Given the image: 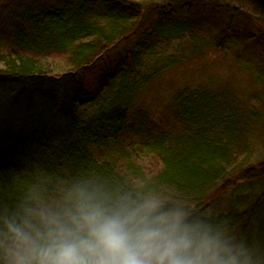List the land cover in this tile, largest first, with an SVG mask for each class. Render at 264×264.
Returning <instances> with one entry per match:
<instances>
[{"label": "trees", "instance_id": "obj_1", "mask_svg": "<svg viewBox=\"0 0 264 264\" xmlns=\"http://www.w3.org/2000/svg\"><path fill=\"white\" fill-rule=\"evenodd\" d=\"M240 1L31 0L9 12L0 209L37 182L156 188L264 250V146L235 159L259 126L242 104L255 91L198 77L154 102L171 72L205 74L195 58L207 50L230 56L253 84L264 80V0H242L263 14L259 24Z\"/></svg>", "mask_w": 264, "mask_h": 264}, {"label": "clouds", "instance_id": "obj_2", "mask_svg": "<svg viewBox=\"0 0 264 264\" xmlns=\"http://www.w3.org/2000/svg\"><path fill=\"white\" fill-rule=\"evenodd\" d=\"M0 264H264V250L160 189L75 178L0 209Z\"/></svg>", "mask_w": 264, "mask_h": 264}, {"label": "rangeland", "instance_id": "obj_3", "mask_svg": "<svg viewBox=\"0 0 264 264\" xmlns=\"http://www.w3.org/2000/svg\"><path fill=\"white\" fill-rule=\"evenodd\" d=\"M36 2H46V1H54V0H33ZM143 1V0H141ZM147 1V0H145ZM31 0H0V35L3 37H8L10 30L7 29L8 22L6 21V17L8 16V13L17 10L20 5H30ZM240 4L247 9V11L254 15L252 16L253 22L256 24H259V21L261 22V18L263 17V14L256 15L253 10V7L250 6L247 1H240ZM185 9V8H184ZM191 13H193V10H190ZM181 13H184V10L181 11ZM203 17V16H201ZM254 17V18H253ZM258 19V21H257ZM261 25V24H260ZM216 24L214 22L209 25V26H203L199 28L200 33L206 35L207 33H211L215 30ZM263 26V25H262ZM264 29V26H263ZM4 34H7L4 36ZM5 43H7L6 39L4 42L0 43V50L2 52H5L7 48L5 46ZM216 51L213 50H207L204 54L196 57V63H203L204 66L206 67L205 74L200 75V74H195L194 75H189V74H173L171 72V77L170 75L164 77V90L162 88L158 91V95H155L154 97V102H157L159 99H157V96H161L160 93L163 92L164 94H171L175 89L183 85V83L190 84L193 81L197 80L198 77H200L199 82H211L208 80L210 77L212 81L217 84V85H222L225 82L230 83L234 87L235 92H242V93H251L252 91L253 94L249 96L250 101H246V103H242L244 106L250 107L253 111H255V115L257 116V120L255 123H259L258 128L255 129L252 135H250L248 141L246 142V145H249L246 149V151L243 154H238L235 156V159L237 162H240L242 159H244L247 155L248 157H251V159L254 158V153L256 152H263V147L264 146V104L263 103H257L254 98H261L263 97L264 101V80H262L259 84L252 83L254 80L248 77L245 73L239 71V66L235 62V60H232L230 56H220ZM56 59H58L56 57ZM66 61H62L60 67L64 68ZM191 68V67H190ZM193 69V68H191ZM250 76V75H249ZM264 77V76H263ZM162 79V80H163ZM264 79V78H263ZM161 80V81H162ZM160 81V82H161ZM167 85L169 87H167ZM245 98L247 99V95L244 94ZM152 97L149 95V98L147 99L149 102ZM157 100V101H156ZM248 102V103H247ZM155 110V107L153 108ZM245 145V146H246Z\"/></svg>", "mask_w": 264, "mask_h": 264}]
</instances>
